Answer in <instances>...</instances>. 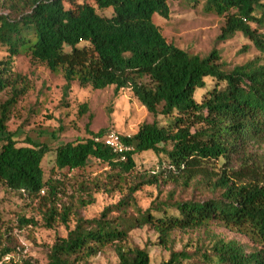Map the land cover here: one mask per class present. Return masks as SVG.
<instances>
[{
    "label": "trees",
    "instance_id": "obj_1",
    "mask_svg": "<svg viewBox=\"0 0 264 264\" xmlns=\"http://www.w3.org/2000/svg\"><path fill=\"white\" fill-rule=\"evenodd\" d=\"M21 1V8L0 13V46L7 52L0 59V95L9 94L0 98V182L31 197L46 190L52 202L44 213L48 228L58 217L67 224L71 214L69 208L58 212L54 201L60 181L45 176L43 160L50 148L30 139L18 144L14 135H4L14 108L28 92L23 76L15 71L17 56L28 55L52 72H62L64 98L74 82L95 90L115 86L116 93L130 88L155 118H166L164 124L144 122L135 134L123 136L134 147L125 160L104 142V131L58 145L59 171L84 170L94 159L116 173L111 181H121L135 171V156L145 151L163 155L160 162L166 167L136 174L128 194L99 217L78 213L75 227L52 245L48 264H74L72 257L96 256L111 244H117L119 264H151L147 248L122 245L132 230L150 225L168 246L173 231L212 222L237 229L254 244L217 237L207 249H172L160 264H264V158L250 150L264 143V60L257 57L227 70L217 49L201 56L168 41L153 20L155 13L170 16L167 0ZM107 9L111 14H103ZM204 10L225 17L220 40L241 32L264 55V33L251 25L264 27L263 0H206ZM87 110L82 104L80 113ZM168 180H182L187 186L193 180L205 181L219 195L173 200L170 194L156 206L157 213L138 206L135 192ZM93 202L90 196L88 203ZM128 207L136 214H129ZM20 223L37 224L26 217ZM11 251L3 249L0 258Z\"/></svg>",
    "mask_w": 264,
    "mask_h": 264
},
{
    "label": "rangeland",
    "instance_id": "obj_2",
    "mask_svg": "<svg viewBox=\"0 0 264 264\" xmlns=\"http://www.w3.org/2000/svg\"><path fill=\"white\" fill-rule=\"evenodd\" d=\"M206 0L190 3L188 0H167L170 16L164 18L155 13L153 20L158 24L168 41L191 54L207 56L213 49L220 54V62L225 69L244 64L264 55L257 50L241 32L227 40H220L225 17L204 10ZM264 2V0H263ZM19 6V7H17ZM21 0H0V13H9L12 7L21 8ZM107 9L103 14H111ZM102 13V12H101ZM264 33V27L259 28ZM7 55L6 49L0 46V59ZM15 71L20 73L28 85V92L14 108L8 122L6 134L14 135L18 144H27L30 139L35 143H45L50 151L43 160L46 178H53L58 184V196L54 203L60 214L65 208L71 209L69 221L63 223L58 217L52 228L45 225L44 213L52 206L48 192L42 191L40 196L31 197L28 194L12 190L0 182V257L3 249L10 248L9 255L0 258V264H23L30 260L35 264H48V255L52 245L59 237L67 236L68 231L76 224L77 214L86 218L99 217L108 206L118 203L128 194L136 174L159 172L166 166H161L163 155L153 151H145L135 156L137 167L132 174H125L122 180L111 181V175L116 174L109 166L92 159L84 170L59 171L55 167L56 148L58 145L86 138L92 133L117 131L122 135L135 134L144 122L157 120L165 123L162 115L155 116L147 111L130 88L115 92V86L105 89L82 88L74 82L67 98H64L63 87L65 78L62 72H52L45 64L33 62L28 55L22 54L15 59ZM209 86L213 81L208 78ZM206 89L199 90L200 99ZM8 92L0 95L1 100L8 97ZM86 103L88 110L81 114V106ZM3 135V136H4ZM258 158H264V143L253 144L250 147ZM200 180V178H199ZM173 194V200L196 198L205 200L219 195L205 181H191L187 186L182 180L176 182L162 181L160 186H143L135 192L137 204L143 210L151 208L157 213L156 206ZM90 196L94 202L88 203ZM82 202L88 203L86 206ZM135 215L132 207L127 209ZM119 212H113L112 216ZM34 218L36 225L21 226L20 218ZM235 239L248 247L253 241L237 229L228 228L220 223L175 230L171 234L168 246L160 243L159 235L150 225L131 231L128 240L122 245L126 247L139 246L147 248L151 264L167 261L171 250L195 251L197 248H209L214 239ZM117 244L104 247L96 256L72 257L74 264H119Z\"/></svg>",
    "mask_w": 264,
    "mask_h": 264
},
{
    "label": "built area",
    "instance_id": "obj_3",
    "mask_svg": "<svg viewBox=\"0 0 264 264\" xmlns=\"http://www.w3.org/2000/svg\"><path fill=\"white\" fill-rule=\"evenodd\" d=\"M123 136L130 137L131 135H122L117 131H110L104 137V142L110 146L114 152L121 156L122 160L126 159V153L134 149L133 146L127 144L123 140Z\"/></svg>",
    "mask_w": 264,
    "mask_h": 264
}]
</instances>
